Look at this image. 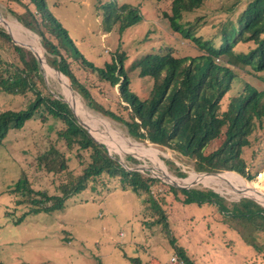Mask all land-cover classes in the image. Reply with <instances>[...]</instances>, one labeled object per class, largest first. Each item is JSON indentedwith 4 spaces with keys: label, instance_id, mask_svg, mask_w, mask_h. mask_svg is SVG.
Segmentation results:
<instances>
[{
    "label": "rangeland",
    "instance_id": "rangeland-1",
    "mask_svg": "<svg viewBox=\"0 0 264 264\" xmlns=\"http://www.w3.org/2000/svg\"><path fill=\"white\" fill-rule=\"evenodd\" d=\"M3 1L0 0L1 18L7 23H13L15 30L20 28L17 30L18 33L16 32L18 40L24 41L26 34L33 36L32 38L36 39L42 49L47 63L45 51L37 36L17 23L10 13L5 12L6 5ZM20 1L28 5L29 10H34L32 5L28 4L29 0ZM236 1L240 2L238 6L246 3L245 0H209L200 9L190 14H183L181 21L191 25L198 21L196 36L217 43L215 39L217 25L228 19H235L239 13L237 8L234 13L228 12ZM44 2L51 12V17L67 32L78 53L93 66L103 68L104 64L110 63L115 55H121L120 53L125 55L124 68L130 78V90L140 99L148 98L153 84L149 79H139L137 71H130L132 63L159 47L172 48L171 51L179 58L196 57L201 54L192 43L181 40L180 36L174 34L168 27L167 19L163 17V14L170 15L172 0L160 2L153 0H44ZM109 2H113L117 8L126 6L134 9L141 17V21L122 34L118 33V25L106 31L103 22L105 11L102 7ZM35 16L39 17L38 14ZM5 29V26H0V32L10 37L11 44L26 52L25 61L29 60L27 56L29 52L35 57L24 46L15 44L13 39L19 41ZM0 42L1 48L8 47L3 40ZM251 48H253L252 43H237L234 44L232 51L236 54L247 53ZM64 57L76 81L89 92L95 103L105 110L126 118L125 111L120 107L116 87H109L97 74L83 66L80 59L74 60L66 55ZM223 57H220L217 62L226 63L227 59ZM35 59L38 60L36 57ZM0 62L1 65L3 63L13 65L15 69L23 68L19 57L11 52L0 55ZM227 67L232 72L233 79L230 90L220 101L222 112L225 111L229 100L238 95L246 85L258 91L264 89L262 80L264 71L254 73L249 68H243V65L235 58H231V63L227 64ZM37 68L38 72L32 75L35 90L40 91L42 97L47 96L65 103L57 79L44 73L39 60ZM51 68L52 71L57 69L53 66ZM15 69H10L3 76L11 75ZM67 81L70 86L68 79ZM70 88L90 115L103 121V124L98 121L95 123V127L102 136L108 132L117 135V138L129 137L120 123L85 106L74 87ZM34 100L35 94L31 91L23 95L0 94V113L7 110H24ZM77 120L82 123V119L77 117ZM64 130L65 125L59 120L38 111L33 118L24 123L20 130H10L2 142L0 147V264H182L178 260L177 251L184 253L189 264H258L260 262L257 259L251 262L253 251L237 238L232 228L221 223L220 216L215 211H219L217 206L184 205L176 195L166 192L167 186L173 188L175 186L161 180L157 181L151 195L157 202L162 197L168 201V211L164 220L165 222L167 220L168 227L165 229H161V224L156 222L158 215L144 201L145 194L136 195L128 190L122 191L117 179H111L105 175L89 181L85 191L71 197L65 203L63 211L51 215H28L19 225H15L14 221L29 209L27 204L16 205L19 198L9 194V188L23 177L22 174L34 191L57 195L58 186L66 182L69 175L80 176L88 164L87 152H79V155L75 146L67 147L58 136ZM256 136L259 137L258 140L254 141L251 138V146L245 150L246 159L251 163L250 175L259 172L252 181H247L233 172L216 174H236L235 176L246 181L250 186L254 187L256 183L258 184L259 175L263 174L264 177V133L257 132ZM134 143L151 150V155L173 179L184 181L189 178L190 173L200 175L193 171L190 162H185L167 148L148 142L134 141ZM51 147L63 156L67 166L66 173H48L40 166L39 157ZM106 151L124 169L138 168L144 173L143 177L156 179L152 176L156 175L154 172L157 170L152 165L151 155L143 158L121 148H117L120 154L111 153L108 149ZM122 151L136 155L138 158L125 155ZM127 156L130 157V161L127 160ZM165 161L173 162L179 171L166 165ZM145 166L150 169H143ZM183 174L185 177H179ZM188 189L190 191L208 189L215 197L222 198L225 202L223 206L232 212L227 214L223 211L222 214L226 218L236 216L238 208L233 205L241 199H246L233 192L226 183L218 181L200 183ZM260 206L264 209L263 205ZM259 258L260 264H264L262 257Z\"/></svg>",
    "mask_w": 264,
    "mask_h": 264
},
{
    "label": "trees",
    "instance_id": "trees-1",
    "mask_svg": "<svg viewBox=\"0 0 264 264\" xmlns=\"http://www.w3.org/2000/svg\"><path fill=\"white\" fill-rule=\"evenodd\" d=\"M207 1L209 0H172L170 15L163 14L170 30L179 35L181 40L192 43L200 55L179 58L171 51L172 48L159 47L130 66V71H137L139 79L152 81L153 86L147 99H140L130 90V78L124 68L125 55H115L103 68L87 62L78 53L67 32L51 17L44 0H29L28 4L34 9V12L30 9L33 14L28 5L20 0H4L3 3L6 5V13H10L17 23L37 36L45 51L47 63L69 78L71 87H74L85 106L120 123L131 139L171 150L185 162H190L196 173L233 172L252 181L259 172L254 171L250 175L251 163L246 159L245 150L251 146V138L258 140L257 132L264 133V89L258 91L246 85L238 95L229 100L223 112L220 111V101L230 90L233 79L232 72L227 67L231 58L254 73L264 71V0H245L246 3L240 6V2H234L228 12L234 13L237 8L239 13L235 19H228L217 25V43L196 36L198 21L192 25L181 21L183 14L200 9ZM102 9L105 11L103 22L106 31L118 25V33L122 34L141 21L138 12L126 6L117 8L113 2H109ZM0 40L8 46L1 48L0 42V55L11 52L23 63L22 69H15L13 65H1L0 62V94L23 95L28 91L35 94V100L24 110L0 113V147L10 130H20L25 122L40 111L64 124L65 130L58 136L67 147L75 146L78 153L87 152L89 160L80 176L69 175L68 180L58 186L57 195L34 191L22 174L23 177L9 188V194L19 198L16 205L27 204L29 209L14 224L19 225L28 215H51L63 211L65 203L85 191L89 181L105 175L117 179L122 191L145 194L144 201L158 215L156 222L161 224V229L168 227L167 220L164 221L168 201L162 197L157 202L151 195L159 180L126 170L111 158L103 143L90 131L93 138L88 135L63 101L42 97L41 92L35 90L32 82V75L38 72L35 57L29 52V60L25 61L26 52L11 44L10 37L1 32ZM237 43H252L253 48L247 53L236 54L232 48ZM64 55L74 60L80 59L83 66L97 74L109 87L117 88L120 107L125 111L126 118L105 110L92 100L89 92L68 69ZM220 57L226 58V63L217 62ZM10 69L15 70L4 77L3 74H7ZM72 110L78 117L76 111ZM122 153L138 158L133 154ZM127 160H131L129 156ZM38 161L48 173L67 172L63 156L52 147ZM165 163L179 171L173 162ZM166 189L167 193L176 195L184 205L217 206L220 212L214 210L219 214L221 223L232 228L237 238L253 251L251 262H255V259L261 262L259 257L264 261V209L261 206L241 199L233 205L238 208L236 216L226 218L223 211L227 214L232 212L223 206L225 202L222 198L215 197L208 189L190 191L177 188L181 194L171 186ZM177 257L182 264H189L182 251H177Z\"/></svg>",
    "mask_w": 264,
    "mask_h": 264
},
{
    "label": "bare ground",
    "instance_id": "bare-ground-1",
    "mask_svg": "<svg viewBox=\"0 0 264 264\" xmlns=\"http://www.w3.org/2000/svg\"><path fill=\"white\" fill-rule=\"evenodd\" d=\"M1 25L5 26L6 27L5 30H7L10 34H12L15 38L17 37L16 36L18 33L17 30L20 28L15 30L16 27L13 23H7V21H5L0 16V26ZM18 26H20V25H18ZM21 31H23V30H21ZM26 31H25V34L27 33ZM26 35H25V38L23 37L25 39L24 41L18 40L17 38L16 39L19 42H21L27 46H30L31 48L26 47L25 45L17 42L14 39L13 40L15 42H17V44L22 45L25 48H27L28 50H30L36 56V58H38V60L40 62V67H42V69L44 70V73L47 76L50 75V76H53L57 79L56 81H58L60 86H61V93L64 97V100L66 102H68L69 105L76 111L79 119H82V124H83L84 128L87 130V132L90 131L91 134H93L98 140H100L103 143V146L106 149H108L111 153L112 152L119 153L117 151V148H121V149L130 151V152L136 153L143 158L150 157V155L152 154L151 150H148L147 148H145L142 145L134 143V141L132 142L131 141L132 139H130L129 137L126 139H123L122 137L117 138L116 137L117 135L115 136L112 133H108V132H107V134L104 133L105 135L102 136V134H100V132L95 127V123L98 121L100 124H103V121L98 120V119H96L90 115V113L87 111V109L82 105V103H80L79 99L77 97H75L74 94L72 93V90L69 86V83L65 77H63L62 75H60L56 71H52L51 68H49L45 63H43V52H42V49L39 47L38 42L36 41V39L32 38L33 36L31 37V36H28V35L26 36ZM19 36H21V35H19ZM58 82H56V83H58ZM59 84H58V86H59ZM98 144H100V143H98ZM151 161H152L153 167L156 168V170H157L154 173L156 175H158V176H156V175H152V176L158 180L165 181L166 183L173 185L176 188L188 190V188L190 186H193V185H197L200 183L205 184L207 182H212V181L213 182L218 181V182L226 183L230 187V189H232L233 192H235L237 195L249 197L253 201H255L257 204L264 206V194H262V192H264L263 174L259 175L258 184L256 183L254 185V187L248 185V183L246 181L242 180L238 176H235L236 174L235 175L224 174V175L212 176V175H204V174L195 175L193 173H190L189 178L187 177L188 178L187 180L181 181L178 179H173L167 173L165 168L157 162V159L155 157H153V155H151ZM147 168L150 169L149 167H146V166L143 169H147ZM232 177H234V178H232ZM259 184L261 186H258Z\"/></svg>",
    "mask_w": 264,
    "mask_h": 264
},
{
    "label": "water",
    "instance_id": "water-1",
    "mask_svg": "<svg viewBox=\"0 0 264 264\" xmlns=\"http://www.w3.org/2000/svg\"><path fill=\"white\" fill-rule=\"evenodd\" d=\"M14 41V40H13ZM14 43L15 44H17L15 41H14ZM17 45H19V44H17ZM19 46H21V45H19ZM36 57V56H35ZM38 59V58H37ZM38 61V60H37ZM43 63H45L49 68H51V66H49V64L48 63H46V61H45V58H44V56H43ZM52 69V68H51ZM54 70V69H53ZM54 71H56L57 73H59L60 75L62 74L58 69H55ZM63 75V74H62ZM64 77H66L65 75H63ZM68 80H69V78L68 77H66ZM70 82V81H69ZM70 87H71V85H70ZM65 103L67 104V106L69 107V109L71 110V113L73 114V116H74V118L75 119H77V117L75 116V114H74V111L72 110V108H71V106L69 105V103L68 102H66L65 101ZM78 121V120H77ZM78 124L85 130V128H84V126H83V124L81 123V122H79L78 121ZM86 131V130H85ZM87 132V131H86ZM88 133V132H87ZM88 135L90 136V134L88 133ZM91 137V136H90ZM92 139V138H91ZM93 140V139H92ZM94 141V140H93ZM95 142V141H94ZM112 158V157H111ZM132 171H136V172H138V173H140L141 175H144V173L142 172V171H140L138 168H133L132 169ZM227 173V172H226ZM197 174H204V175H212V176H218V175H220V174H215V173H197ZM175 188V187H174ZM247 200H250V201H253L251 198H249V197H245ZM254 203H256L255 201H253ZM257 204V203H256ZM259 205V204H258ZM260 206V205H259Z\"/></svg>",
    "mask_w": 264,
    "mask_h": 264
},
{
    "label": "built area",
    "instance_id": "built-area-1",
    "mask_svg": "<svg viewBox=\"0 0 264 264\" xmlns=\"http://www.w3.org/2000/svg\"><path fill=\"white\" fill-rule=\"evenodd\" d=\"M173 261H176L177 262L178 260L173 259Z\"/></svg>",
    "mask_w": 264,
    "mask_h": 264
},
{
    "label": "clouds",
    "instance_id": "clouds-1",
    "mask_svg": "<svg viewBox=\"0 0 264 264\" xmlns=\"http://www.w3.org/2000/svg\"><path fill=\"white\" fill-rule=\"evenodd\" d=\"M196 173V172H195Z\"/></svg>",
    "mask_w": 264,
    "mask_h": 264
}]
</instances>
